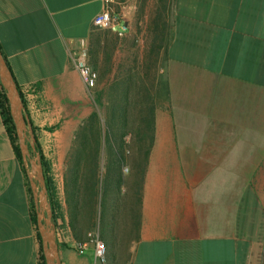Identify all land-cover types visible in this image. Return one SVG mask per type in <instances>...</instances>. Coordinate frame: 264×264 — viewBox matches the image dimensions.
<instances>
[{
    "label": "crops",
    "instance_id": "1",
    "mask_svg": "<svg viewBox=\"0 0 264 264\" xmlns=\"http://www.w3.org/2000/svg\"><path fill=\"white\" fill-rule=\"evenodd\" d=\"M114 8L118 31L93 25L102 0H0V48L24 99L28 142L35 135L50 169L62 171L61 264H261L264 0ZM80 49L98 73L93 89L72 58ZM93 114L102 138L84 146L80 129ZM77 151L98 178L69 197L63 171ZM26 170L0 109V264H39L42 186L34 193ZM91 235L106 243L104 260Z\"/></svg>",
    "mask_w": 264,
    "mask_h": 264
},
{
    "label": "water",
    "instance_id": "2",
    "mask_svg": "<svg viewBox=\"0 0 264 264\" xmlns=\"http://www.w3.org/2000/svg\"><path fill=\"white\" fill-rule=\"evenodd\" d=\"M0 81L6 90L9 100L10 111L16 125V130L19 138L20 147L22 150L23 160L26 167H30L29 176L32 182L33 190L39 183L42 186L41 193H35L36 201H38V208L40 210L38 224L39 232L42 239L43 253L47 264H61L59 259V247L55 236V223L53 221V211L51 204L48 201L45 175L41 163L40 152L35 157H31L32 151L27 137V126H31L28 116L25 114V103L23 96L19 90L18 83L14 74L8 65L6 57L0 48ZM33 141L36 143L37 137L32 136ZM35 149V145L31 144ZM46 207L47 216H43L42 209ZM43 216V218H41Z\"/></svg>",
    "mask_w": 264,
    "mask_h": 264
},
{
    "label": "trees",
    "instance_id": "3",
    "mask_svg": "<svg viewBox=\"0 0 264 264\" xmlns=\"http://www.w3.org/2000/svg\"><path fill=\"white\" fill-rule=\"evenodd\" d=\"M8 65H9V62H8ZM0 109L2 111L3 121L5 123L9 139L11 140L15 153L22 165L23 171L25 172L27 176V170H26L23 156H22V150H21L20 143H19L16 125L11 115L10 105H9V100L6 94V90L4 89L1 81H0ZM110 128H112V124L108 125V129ZM103 129H104L103 123L99 121L97 114H93L90 117V119L86 121L85 124L81 127L80 132L82 135H85V136L81 137L80 140L83 141V143L86 146H88L89 141H94L96 144H99V141H101V138H102ZM86 132H89L92 135H94V138H88L86 136ZM36 144H37V148L41 155L43 166L45 167V174L48 180L49 192H50L49 198L52 204L54 220L55 222H57L58 213L60 212V202L57 198L56 186L54 185L52 178H50L47 175V173L50 171V164L43 154L38 138H37ZM93 156L95 158V155ZM72 160L75 162V164H73L75 168L73 167V168L68 169L65 174V189L69 197H71V193L77 194V192H79L82 186V183L86 184L88 182V179L98 178V170H95V169L89 170L88 167L86 168V165H88L87 163L89 160V154L82 155V154H77L76 152H73L70 154L69 161L71 162ZM94 160L96 161L97 158H95ZM83 164L85 165L84 168H80ZM85 186H86L85 188L87 189L88 188L87 184ZM32 205H33V221L35 225L37 226V214L34 208V202L32 203ZM37 236L40 242L39 264H47L44 253H43L42 240H41V235L38 231V227H37ZM263 257H264V254H263Z\"/></svg>",
    "mask_w": 264,
    "mask_h": 264
},
{
    "label": "built area",
    "instance_id": "4",
    "mask_svg": "<svg viewBox=\"0 0 264 264\" xmlns=\"http://www.w3.org/2000/svg\"><path fill=\"white\" fill-rule=\"evenodd\" d=\"M103 9L98 12L94 19L93 25L98 28L111 29L118 31L119 17L115 13V0H102ZM122 26V29H125ZM72 58L76 69L78 70L80 77L88 89H93L96 86L98 73L88 63V51L87 49L75 50L72 52ZM96 242L95 256L101 260H104V255L107 249L106 243L97 237L91 235ZM87 243H79V250L84 251Z\"/></svg>",
    "mask_w": 264,
    "mask_h": 264
},
{
    "label": "rangeland",
    "instance_id": "5",
    "mask_svg": "<svg viewBox=\"0 0 264 264\" xmlns=\"http://www.w3.org/2000/svg\"><path fill=\"white\" fill-rule=\"evenodd\" d=\"M115 11H116V9H115ZM257 94H258V92H257ZM260 96H264V92L263 93H260ZM81 139V138H80ZM82 143H83V141H82ZM83 145L84 146H86L84 143H83ZM77 154H82V155H84V154H86L85 152H81V151H77ZM87 154H88V152H87ZM48 157H49V159H50V161L52 162V161H54L53 159L56 157L55 155H53V154H48ZM28 169H29V166H28ZM62 171H60L59 169H57V168H55V166H52L51 167V169H50V171L47 173V175L50 177V178H52V181H53V183H54V185L56 186V185H58L60 182H61V173ZM66 172H67V170H64L63 171V179H65V174H66ZM257 174H260V176H261V174H263L264 175V170H261V171H258L257 172ZM261 179H264L262 176H261V178L259 179V180H261ZM261 181H263V185H260L259 187L261 188V190H262V192H263V194H264V180H261ZM56 183V184H55ZM87 185H88V182L86 183ZM99 198H100V200H102V197L99 195ZM104 205H105V203L104 202H102L101 204H100V206L102 207V212L100 211V217H101V213L103 214V211H104ZM261 264H264V257H263V259H262V262H261Z\"/></svg>",
    "mask_w": 264,
    "mask_h": 264
},
{
    "label": "flooded vegetation",
    "instance_id": "6",
    "mask_svg": "<svg viewBox=\"0 0 264 264\" xmlns=\"http://www.w3.org/2000/svg\"><path fill=\"white\" fill-rule=\"evenodd\" d=\"M31 148V151H32V155L31 157H35L36 154L39 152L38 148H37V144L35 143V149L33 147H30ZM42 163V161H41ZM42 167H43V172H44V175H45V187H46V193H47V196H48V199L50 201V192H49V185H48V180H47V177H46V174H45V167L43 166V163H42ZM50 204H51V201H50ZM51 208H52V204H51ZM53 211V210H52ZM53 221L55 223V220H54V214H53Z\"/></svg>",
    "mask_w": 264,
    "mask_h": 264
}]
</instances>
